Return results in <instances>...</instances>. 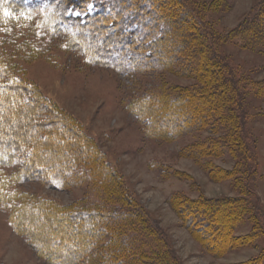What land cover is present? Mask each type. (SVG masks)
<instances>
[{"label":"rangeland","instance_id":"374dc122","mask_svg":"<svg viewBox=\"0 0 264 264\" xmlns=\"http://www.w3.org/2000/svg\"><path fill=\"white\" fill-rule=\"evenodd\" d=\"M193 1L200 7L203 20L215 30L216 48L232 68L240 83L242 101L248 106L246 128L252 152L258 151L262 175L252 187L264 208V90L259 87L264 81V49L247 46L234 33L257 13L264 0ZM138 52L143 54V60L152 59L146 47ZM132 59L133 63L138 61L136 57ZM0 61L7 65L12 78L29 88L25 96L43 98L46 108L42 114H48L47 108H51L69 121L77 139L86 140L103 154L102 161L115 171L117 184L167 234L170 249L178 256L170 264H264V221L258 217L259 203L255 196L245 195L247 176L237 169L240 157L213 146L224 135L218 119L201 131L163 140L149 133L148 121L139 119L135 109L137 101L148 94H162L169 88L179 91L202 81L185 75L178 65L153 71L94 61L73 40L47 28L40 15L3 24ZM11 121L12 129L26 128L16 119ZM55 121L59 123L61 119ZM41 128L46 133L47 127ZM54 132L49 130L47 135L53 136ZM30 135L37 140V148L43 146L33 133ZM32 140L22 139L23 149L16 148L17 144L12 146L25 154L27 164L23 161L25 165L0 166V264H51L26 234V225L21 226L22 213L27 216L34 206L40 213L33 216L39 214L40 219L44 213L49 217L47 213H54L59 206H73L86 197L89 183L60 189L29 167L33 157L27 150H33ZM63 150L60 148V153ZM26 166L29 179L20 176ZM93 184L110 190L99 179ZM113 190L112 194L118 185H113ZM203 200H237L243 206L237 229L223 234L211 230L209 238L198 229L202 225L190 227V216L182 207ZM38 226L46 230L48 225L44 221Z\"/></svg>","mask_w":264,"mask_h":264},{"label":"trees","instance_id":"16d2710c","mask_svg":"<svg viewBox=\"0 0 264 264\" xmlns=\"http://www.w3.org/2000/svg\"><path fill=\"white\" fill-rule=\"evenodd\" d=\"M201 13L193 0H0V29L4 23L40 15L47 28L73 40L94 61L153 71L178 65L185 75L202 81L191 88H169L165 93L155 92L139 99L135 104L139 119L147 120L149 133L163 140L201 131L218 119L224 135L213 146L240 157L237 169L247 176L245 195L257 198L258 217L264 221L261 199L252 187L262 175L258 151L252 152L246 128L248 106L242 101L240 83L232 68L216 48L215 30ZM234 33L247 46L264 49V3ZM145 47L151 51L150 62L138 52ZM129 56L138 61H127ZM7 69L0 61V166L26 163L29 159L16 148L23 149L22 139L32 140L33 133L43 145L37 148V140H32L33 150H27L33 157L29 167L37 175L44 176L50 184L57 183L60 189L89 183L86 197L80 202L59 206L54 213L46 210L50 218L44 213L40 219L39 214L33 216L40 213L34 206L27 216L22 213L20 224L26 225V234L35 240L40 253L51 264H170L177 259L167 234L117 184L115 171L102 161L103 154L86 140L77 139L69 121L51 108H47L48 114H42L46 108L43 98L25 96L29 88H23ZM259 87L264 90V81ZM15 119L26 128L12 129L9 124ZM59 119V123L55 121ZM43 126L47 127L46 133ZM52 129L54 135H47ZM60 148L64 149L62 153ZM24 168L20 176L29 179V168ZM97 179L106 182L110 190L93 186ZM113 185H118V190L112 194ZM223 202L203 200L182 205L190 216L188 225H202L198 229L209 238L211 230L233 232L243 206L237 200ZM34 219L37 221L32 224ZM44 221L46 230L38 226Z\"/></svg>","mask_w":264,"mask_h":264}]
</instances>
